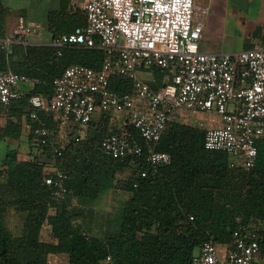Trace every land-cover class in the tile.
<instances>
[{"label": "trees", "instance_id": "trees-1", "mask_svg": "<svg viewBox=\"0 0 264 264\" xmlns=\"http://www.w3.org/2000/svg\"><path fill=\"white\" fill-rule=\"evenodd\" d=\"M8 14L4 0H0V39L7 36ZM85 22V16L68 14L64 4L54 17L50 16L45 27L57 36L72 33ZM261 32L258 27L254 34L264 45ZM254 46L247 45L244 49ZM104 58V51L97 47H68L59 57L49 45H15L9 49L0 46V70L11 69L47 82L72 64L98 69ZM155 72L159 78L150 84L158 89L164 85L163 74ZM112 86L121 93L132 89L131 81L121 77H115ZM30 93L50 97L53 88L51 83L38 85ZM27 100H19L11 108L25 105L29 117ZM13 110L17 115V108ZM175 119L167 123L156 148L170 153L172 161L153 166L145 155L117 159L103 153V138L120 130L121 121L110 120L107 114L82 127L88 132L82 140L72 134L63 156L52 163L49 146L35 141L36 124L27 118L32 158L19 160L16 150L10 148L0 163V264H49L50 255L59 254L68 255L70 264H104L108 256L112 264H192L204 242L214 241L223 247L239 228L257 232L264 257V141L258 142L255 168L246 171L233 167L228 153L205 149L207 130ZM47 122L56 129L53 120ZM104 124L110 128L106 129ZM122 131L132 141L148 146L131 126ZM20 132V127L9 124L4 135L19 138ZM48 165L57 166L67 175L69 193L65 199L55 197L46 185ZM129 167L134 174L122 187L131 193V198L120 232L103 238L90 235L74 222L68 198L70 195L99 198L116 173ZM144 171L147 175L142 177ZM10 209L26 213L21 236L15 237L4 223ZM45 224L51 226L52 241L42 239Z\"/></svg>", "mask_w": 264, "mask_h": 264}, {"label": "built area", "instance_id": "built-area-1", "mask_svg": "<svg viewBox=\"0 0 264 264\" xmlns=\"http://www.w3.org/2000/svg\"><path fill=\"white\" fill-rule=\"evenodd\" d=\"M69 7L83 10L85 25L69 34L53 35L49 46L59 57L68 47H97L105 53L100 68L72 64L52 82L0 70V111L28 99V118L36 124L35 141L49 146L52 163L67 147L56 131L72 125L86 127L99 115L112 113L121 116L120 130L103 138L105 155L117 159L145 155L149 164L165 165L172 155L156 148L167 123L184 113L215 111L222 125L207 129L205 149L228 153L233 167L255 168L258 142L264 141L263 44L237 52L203 51L206 26L201 16L206 17L210 8L197 0H69ZM46 34L44 24L20 16L11 34L0 39V46L27 47L33 45L32 38ZM145 70L163 74L164 85L153 88L141 76ZM115 77L130 80L131 91L121 93L113 88ZM48 83L53 88L50 97L30 93ZM47 120H53L56 129ZM127 125L148 146L121 132ZM45 172V183L53 195L65 199L69 193L65 172L55 165H48ZM104 264H112L111 256ZM192 264H264L258 234L239 228L223 247L206 241Z\"/></svg>", "mask_w": 264, "mask_h": 264}, {"label": "rangeland", "instance_id": "rangeland-1", "mask_svg": "<svg viewBox=\"0 0 264 264\" xmlns=\"http://www.w3.org/2000/svg\"><path fill=\"white\" fill-rule=\"evenodd\" d=\"M37 1L43 2L44 0ZM5 2L10 6V12L17 15L18 9H20L19 1L5 0ZM197 2L208 5L210 8L206 17L201 16V21L206 26V34L201 41L203 51L237 52L243 50L247 45H256L260 42L258 35L256 36L254 32L258 27H261V35L264 34V0H197ZM68 14L84 17L81 8L70 10L69 5ZM16 20L17 18L14 17L7 22V34H11ZM142 73V77L146 79L159 78V75L153 70H145ZM13 108H17V115H15ZM13 108L0 111V163L10 148L16 150L19 160L32 158L30 154L33 150L31 143H29L30 130L27 124L26 107L23 105ZM191 113L178 115L175 120L204 130L213 126H221L217 123L220 119L215 111L201 114ZM107 115L110 120L113 118L121 119L120 115L112 113H107ZM212 119L216 120L212 123ZM9 124L21 128L19 138L5 137L4 131ZM104 125H106V129L110 128L107 124ZM87 133L86 128L72 125L60 130L57 137L60 141L68 144L72 134L77 140H82ZM133 174V168L130 167L116 173L115 178L109 182L104 192L97 199L70 195L68 199L75 214L74 222L82 225L86 232L91 235L106 237L109 234L120 232L123 215L131 198V193L125 191L122 186L127 180L129 181ZM25 220L26 213L10 209L5 215L4 223L8 229L11 227L13 231L11 233L18 237L23 235ZM42 239L52 241L51 226L48 224H45L42 231ZM68 262L67 259L66 264ZM54 263L50 261V264Z\"/></svg>", "mask_w": 264, "mask_h": 264}, {"label": "crops", "instance_id": "crops-1", "mask_svg": "<svg viewBox=\"0 0 264 264\" xmlns=\"http://www.w3.org/2000/svg\"><path fill=\"white\" fill-rule=\"evenodd\" d=\"M18 1H19L18 5L20 6V9H18L19 11H18L17 15H13L10 12V6L4 0V3L7 6L8 11H9V14H8V17H7V22L9 21L10 18H14V17L18 18L20 16H24V17L27 18V20L29 22H40V23L45 25V24H47L50 21V16L54 17V13H56L59 10H61L62 5L65 4L67 9H68V5H69V0H44L43 2H39L37 0H18ZM198 4L201 5V6H205V4H201L199 2H198ZM205 34H206V28H205L204 35ZM53 35H54V33L49 29V30H47V34L44 37H41V38L40 37H34V38H32L31 39V44L38 45V46L39 45L40 46L49 45V42H50V40H51ZM205 52H210V51H205ZM216 53H225V52H216ZM142 74L143 73H141V76H143ZM144 79L149 81V82L150 81L152 82V81L156 80V78H151V79L144 78ZM161 81H162V84H164L165 81H166L165 77ZM25 89L29 90L28 87H26ZM188 113H191V112H188ZM201 113L202 112L192 111L191 114H201ZM219 119H220V117H219ZM215 120L216 119H212L211 122L213 123ZM217 123L220 125L221 124V120H218ZM215 127H219V126H215ZM215 127L213 126L211 128H215ZM9 230L12 231V228L9 227ZM94 236H97V235H94ZM97 237L103 238L104 236H97ZM67 259L69 261V256L66 255V254L50 255L49 264H50V261L55 262L54 264H66V260ZM68 264H70V262H68Z\"/></svg>", "mask_w": 264, "mask_h": 264}]
</instances>
